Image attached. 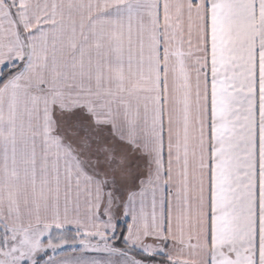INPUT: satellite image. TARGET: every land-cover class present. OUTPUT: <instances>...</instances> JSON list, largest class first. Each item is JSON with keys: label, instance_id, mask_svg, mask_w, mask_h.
Masks as SVG:
<instances>
[{"label": "snow or ice", "instance_id": "1", "mask_svg": "<svg viewBox=\"0 0 264 264\" xmlns=\"http://www.w3.org/2000/svg\"><path fill=\"white\" fill-rule=\"evenodd\" d=\"M0 264H264V0H0Z\"/></svg>", "mask_w": 264, "mask_h": 264}]
</instances>
